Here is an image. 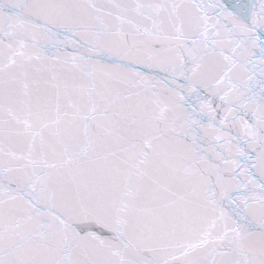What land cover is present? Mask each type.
<instances>
[{"label":"snow or ice","instance_id":"1","mask_svg":"<svg viewBox=\"0 0 264 264\" xmlns=\"http://www.w3.org/2000/svg\"><path fill=\"white\" fill-rule=\"evenodd\" d=\"M0 264H264V0H0Z\"/></svg>","mask_w":264,"mask_h":264}]
</instances>
